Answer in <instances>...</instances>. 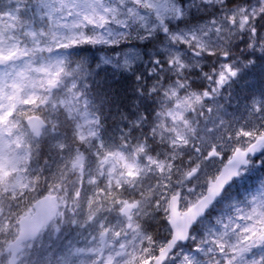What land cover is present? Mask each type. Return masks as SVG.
Segmentation results:
<instances>
[{"label": "snow or ice", "instance_id": "obj_1", "mask_svg": "<svg viewBox=\"0 0 264 264\" xmlns=\"http://www.w3.org/2000/svg\"><path fill=\"white\" fill-rule=\"evenodd\" d=\"M0 264H264V0H0Z\"/></svg>", "mask_w": 264, "mask_h": 264}]
</instances>
